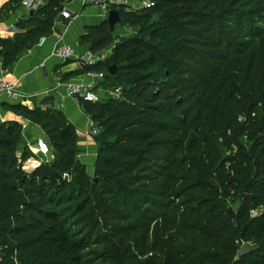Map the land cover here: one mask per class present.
Instances as JSON below:
<instances>
[{"label": "trees", "instance_id": "trees-1", "mask_svg": "<svg viewBox=\"0 0 264 264\" xmlns=\"http://www.w3.org/2000/svg\"><path fill=\"white\" fill-rule=\"evenodd\" d=\"M41 1L32 16L16 22L13 38L0 37L3 69L50 37L70 0ZM150 1L153 7L143 11L111 8L118 12L117 25L132 35L120 38L117 25L111 31L105 19L86 27L81 37L92 52L112 48L89 70L104 74L100 84L105 89L120 87L118 98L79 101L98 129L92 178L74 160L79 138L60 112L9 106L41 129L57 156L26 173L22 166L31 153H18L22 125L0 124V264H264V89L246 87L242 54L229 50L222 29L214 35L215 44L225 52L215 62L194 48L197 40L189 26L197 25L196 18L204 19L202 26L219 27L218 16L188 8L201 0ZM233 1L241 7L229 8L226 15L264 34V28L248 22L258 19L264 26V0ZM113 65L116 71L109 75ZM171 120L178 123L175 141L184 145L179 165L161 164L168 150L162 135L171 129ZM64 173L71 180H63ZM72 186L77 191L89 187L82 199L92 198L94 205L87 217L92 224L80 235L71 232L68 216L58 210L66 199L64 189ZM151 207L181 209L179 226L212 241L211 248H118L114 239L157 217ZM126 217L134 222L116 238L104 235L100 242L98 233L93 239L98 219L112 230L113 222ZM166 240L176 239L169 234ZM94 242L104 248H85ZM243 246L247 249L240 253Z\"/></svg>", "mask_w": 264, "mask_h": 264}, {"label": "rangeland", "instance_id": "rangeland-1", "mask_svg": "<svg viewBox=\"0 0 264 264\" xmlns=\"http://www.w3.org/2000/svg\"><path fill=\"white\" fill-rule=\"evenodd\" d=\"M235 5L236 3L233 0H201L199 5H189L188 8H190V10L196 11L195 13H205L208 14V16H210L211 18H215L216 16L219 17V22L217 23V26L219 27L217 28H211L208 25L202 26L201 21H203L204 19L196 18V20H199L197 22V25L189 26L190 30L194 32L192 33L193 38L197 40V43H195V45L193 46L196 50L201 51L203 55L209 56V58H207L208 62H215L217 60V56L225 52V48L223 46L218 47L215 44L216 37L214 35L217 34L220 29H222V33L226 38V44H228L229 50L236 51V49H238V52H241L242 54L240 56L244 59L243 68L245 71V76L247 78L246 87L254 88L255 92H260L264 89V86H261L264 71V34L260 33L257 30H248V27L245 23L246 21L242 22L241 18L237 19V21H234V18H232L231 15H226L229 8L241 7V5ZM155 18H157V16H155ZM248 22L260 29L264 28L263 25H258V19L254 20L248 18ZM115 34L119 35L120 38H123L132 35L133 31L128 27H120L119 25H117ZM229 50H226V52H228ZM251 66L253 67L251 68ZM193 68L197 67L193 66ZM110 87L111 85L109 84L105 90L108 91L114 88ZM171 97H173L174 100L177 99L176 95H172ZM182 110L183 108L177 109L176 114L179 115ZM83 112L88 113L86 111ZM92 125L93 127L91 129L97 130V127H95L93 122ZM169 127L171 129L168 131V133L162 135V138L165 140L168 150L162 153V157L165 158L166 162H161V164L166 165L168 163L170 164V162H178L179 165L181 164L179 162V156L181 154L182 146L184 145H179L180 143H178V141H175V138L178 135V131L176 128L178 127L177 121H169ZM88 136L91 141H94L95 143V137L91 135ZM78 138L80 140L79 136ZM79 140L78 142H80ZM47 144L48 145H46V149H42L39 152V166L42 164H50L53 160L56 159V153H53L52 148L48 142ZM175 146H177L178 149H175ZM81 147L82 146H80V143H78L77 151L73 156L74 160H76L79 165H83L86 171L88 170L87 173L89 177L92 178L93 173L91 172V165L93 155L89 153L86 156V151L81 150ZM46 150L50 153L48 157L47 154L45 155ZM62 179L66 180L67 182V180H71V177L70 175L68 177L67 174L64 173L62 174ZM88 190L89 187L78 189V191L73 186L72 188L66 187L64 189L66 199H63L60 206L58 207V210L61 211L60 213L68 216L70 220L69 229L71 230V232H76L77 235L82 234L83 231H86L92 224L90 223V220L87 219L89 214H94V205L91 202L92 198H87L84 201L82 199L86 196ZM175 203H177V200H175ZM151 208L152 210H155L154 207ZM180 210L181 209H173L172 207L159 209L157 211L155 210L156 212H158V215H156L157 217H155L154 219L146 220L145 227L138 228L135 230V232H133L132 234L130 233L126 236L120 235V239H118V237L117 239H114L115 243L117 244L118 248H172L171 245L173 244L194 245L198 248H211L212 241L199 237L191 230H187L186 227H184V229L179 226L178 223L180 222V220L178 219L179 213L177 212H179ZM139 212L141 216L143 214H146L142 211V208L139 210ZM172 215H177L176 219H172ZM79 218L80 220L77 221V219ZM128 218L129 217L123 219L124 221L113 222L114 227L112 230V225L110 226V223H107L105 219H98L100 222V226L95 230L97 231V233H94L93 239L97 236L96 234L98 233L99 235L98 237H96V240L100 239V242H102V240L104 239V235H106L107 238H116L114 237V234H116V232L120 233L121 231H123V228H125L124 231H126L127 228L131 227V223H133L134 221ZM129 232H131V229ZM169 234L175 236L176 240L167 241L166 237ZM92 243L89 246L85 245V248H89V250H91V248H104L103 243L98 244L99 242H94L95 244L93 245ZM242 248L243 249L240 250V253L242 252V250L247 249L246 246H243ZM147 256L148 255H146L145 257Z\"/></svg>", "mask_w": 264, "mask_h": 264}, {"label": "crops", "instance_id": "crops-1", "mask_svg": "<svg viewBox=\"0 0 264 264\" xmlns=\"http://www.w3.org/2000/svg\"><path fill=\"white\" fill-rule=\"evenodd\" d=\"M42 5L41 0H0V37L13 38L17 33L16 22L32 16ZM64 8L73 14V18L56 26L57 30L63 32L61 40L49 37L41 47L35 46L22 51L18 60L7 69L1 67L0 58V73L16 83V90L21 95V100L18 101H12L7 96L0 97V124L11 121L20 123L16 119L19 116L9 110L11 105L21 104L29 109L60 112L76 128L81 150L86 151V156L89 153L93 155V173L96 143L88 136L93 125L89 116L82 111L79 101L66 96L64 84L69 81L91 83L92 80L85 76V66L80 62V58L90 51L89 46L81 43V37L86 34V27L99 25L107 18L108 13L96 6L83 7L79 0H70ZM62 45H70L75 57L61 61L51 56L53 49ZM100 83L95 88L103 95L105 88ZM21 125L22 139L18 145V153L21 154L24 149L31 153L22 166L26 173H31L39 166V152L46 149L48 140L38 126L28 121ZM46 154L47 157L50 155L47 150Z\"/></svg>", "mask_w": 264, "mask_h": 264}, {"label": "built area", "instance_id": "built-area-1", "mask_svg": "<svg viewBox=\"0 0 264 264\" xmlns=\"http://www.w3.org/2000/svg\"><path fill=\"white\" fill-rule=\"evenodd\" d=\"M81 6H96L102 8L105 12H109L112 7H123L126 11L136 12L150 9L153 7V3L150 0H79ZM73 18V14L63 8L59 19L55 22L54 29L50 37H56L57 40H61L63 32L56 29V26L62 24V21H70ZM49 38V37H48ZM48 38H42L36 45L41 47ZM111 47L99 52L87 51L85 55L80 58V62L86 68L85 76L92 81L90 84H86L82 81H69L64 84L65 93L68 98L78 101L96 103L107 97L118 98L120 95V87L112 88L103 92V95L98 93L95 88L96 84L102 82L104 74L101 72H94L89 70L98 62L104 61L110 54ZM51 56L58 58L61 61H67L75 57L74 51L70 45L56 46ZM16 83L7 79L0 73V97L7 96L12 101L21 100V95L17 92ZM91 136L98 134V129H91Z\"/></svg>", "mask_w": 264, "mask_h": 264}, {"label": "water", "instance_id": "water-1", "mask_svg": "<svg viewBox=\"0 0 264 264\" xmlns=\"http://www.w3.org/2000/svg\"><path fill=\"white\" fill-rule=\"evenodd\" d=\"M107 23L110 27V30L113 31L115 26L117 24H119L120 22V18H119V15H118V12L116 10H110L107 14ZM116 71V67L113 65V66H110L108 69H107V72L109 75H113ZM16 119L21 123V124H26L27 120L23 117H16ZM96 181V180H95ZM229 212H230V216L233 217V211L231 210V208H229Z\"/></svg>", "mask_w": 264, "mask_h": 264}]
</instances>
